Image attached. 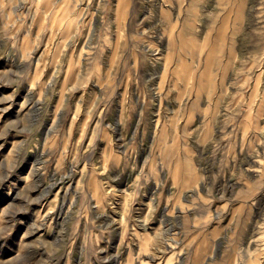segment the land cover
I'll use <instances>...</instances> for the list:
<instances>
[{"label": "rangeland", "instance_id": "374dc122", "mask_svg": "<svg viewBox=\"0 0 264 264\" xmlns=\"http://www.w3.org/2000/svg\"><path fill=\"white\" fill-rule=\"evenodd\" d=\"M0 264H264V0H0Z\"/></svg>", "mask_w": 264, "mask_h": 264}, {"label": "bare ground", "instance_id": "6f19581e", "mask_svg": "<svg viewBox=\"0 0 264 264\" xmlns=\"http://www.w3.org/2000/svg\"><path fill=\"white\" fill-rule=\"evenodd\" d=\"M222 32V31H221Z\"/></svg>", "mask_w": 264, "mask_h": 264}]
</instances>
